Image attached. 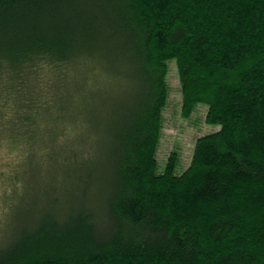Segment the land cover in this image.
I'll use <instances>...</instances> for the list:
<instances>
[{
	"label": "trees",
	"instance_id": "trees-1",
	"mask_svg": "<svg viewBox=\"0 0 264 264\" xmlns=\"http://www.w3.org/2000/svg\"><path fill=\"white\" fill-rule=\"evenodd\" d=\"M0 189V264H264V0H0Z\"/></svg>",
	"mask_w": 264,
	"mask_h": 264
},
{
	"label": "rangeland",
	"instance_id": "rangeland-1",
	"mask_svg": "<svg viewBox=\"0 0 264 264\" xmlns=\"http://www.w3.org/2000/svg\"><path fill=\"white\" fill-rule=\"evenodd\" d=\"M167 79L170 88L169 99L163 113L164 124L157 158L160 169H163L171 155L177 156L180 161L179 172H182L191 162L197 140L205 134L218 130L219 126L208 124L206 121L208 108L205 105H199L189 116L184 115L182 88L175 61L169 65ZM91 142L93 143L91 145L89 143L87 149L90 155H93L91 148L94 147L95 142L94 140ZM1 195L0 199H2ZM1 203L0 200V222L5 210Z\"/></svg>",
	"mask_w": 264,
	"mask_h": 264
}]
</instances>
